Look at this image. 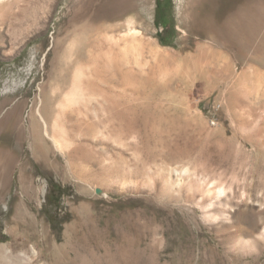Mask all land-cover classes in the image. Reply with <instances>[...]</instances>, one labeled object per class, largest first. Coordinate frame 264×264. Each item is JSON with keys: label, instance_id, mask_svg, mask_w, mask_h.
<instances>
[{"label": "rangeland", "instance_id": "rangeland-1", "mask_svg": "<svg viewBox=\"0 0 264 264\" xmlns=\"http://www.w3.org/2000/svg\"><path fill=\"white\" fill-rule=\"evenodd\" d=\"M129 1L0 2V254L264 264V0Z\"/></svg>", "mask_w": 264, "mask_h": 264}, {"label": "bare ground", "instance_id": "bare-ground-1", "mask_svg": "<svg viewBox=\"0 0 264 264\" xmlns=\"http://www.w3.org/2000/svg\"><path fill=\"white\" fill-rule=\"evenodd\" d=\"M6 0H0V2H3ZM130 1L129 0H110V9L113 13L116 15L123 14L124 12L130 10ZM204 16V15H202ZM129 30L132 29V27L129 25ZM84 95L83 88L80 84H78L77 80L74 81V84L68 90L64 95V101L61 103L62 105L64 103L70 104L76 102L79 98H81ZM38 115L39 118H41L44 121L43 115L40 113V110L38 108L30 109L28 116L30 119L33 118V116ZM20 116V106L18 105V102L14 104V106L7 112V114L4 116V118L0 122V127H8L15 124H18V117ZM52 140L56 144H60V139L56 138L55 136L52 137ZM0 264H9V262L5 259V257L0 254Z\"/></svg>", "mask_w": 264, "mask_h": 264}]
</instances>
